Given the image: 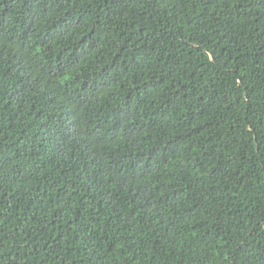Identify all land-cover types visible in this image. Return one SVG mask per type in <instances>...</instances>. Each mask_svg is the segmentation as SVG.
Wrapping results in <instances>:
<instances>
[{"label": "trees", "instance_id": "16d2710c", "mask_svg": "<svg viewBox=\"0 0 264 264\" xmlns=\"http://www.w3.org/2000/svg\"><path fill=\"white\" fill-rule=\"evenodd\" d=\"M0 264H264V0H0Z\"/></svg>", "mask_w": 264, "mask_h": 264}]
</instances>
